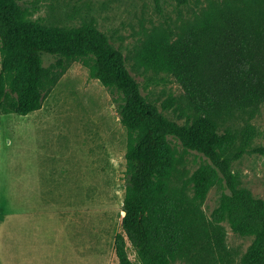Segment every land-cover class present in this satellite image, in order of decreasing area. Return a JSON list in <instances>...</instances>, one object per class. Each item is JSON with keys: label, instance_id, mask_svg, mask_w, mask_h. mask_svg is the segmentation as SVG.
I'll return each instance as SVG.
<instances>
[{"label": "rangeland", "instance_id": "rangeland-1", "mask_svg": "<svg viewBox=\"0 0 264 264\" xmlns=\"http://www.w3.org/2000/svg\"><path fill=\"white\" fill-rule=\"evenodd\" d=\"M15 1L21 22L71 27L93 19L145 98L184 123L193 109L183 89L171 74L141 62L142 46L154 34L175 37L208 10L242 0ZM3 59L0 52V71ZM43 59L42 106L26 115L0 113V264H119L114 238L121 231L128 140L117 111L121 95L90 77L86 58L45 53ZM248 123L256 135L232 169L243 187L264 198V102L218 117L220 130L238 134ZM169 141L176 151L169 189L191 197L190 176L209 160L175 136ZM223 190L212 186L199 205L207 218ZM221 225L228 264H242L252 236L234 232L227 220ZM170 264L197 263L177 257Z\"/></svg>", "mask_w": 264, "mask_h": 264}, {"label": "trees", "instance_id": "trees-1", "mask_svg": "<svg viewBox=\"0 0 264 264\" xmlns=\"http://www.w3.org/2000/svg\"><path fill=\"white\" fill-rule=\"evenodd\" d=\"M0 52L1 114L26 115L42 106L45 53L88 59L90 77L121 95L117 111L128 140L121 231L114 238L119 264H170L177 257L228 264L224 220L234 232L252 236L241 263L264 264V198L243 187L232 169L248 151L255 127L248 123L240 134L218 127L221 115L264 102V0L213 8L177 36L154 34L143 44L141 62L171 74L183 89L193 109L184 123L145 98L122 54L93 19L71 27L21 22L16 1L0 0ZM169 136L209 160L190 176L191 197L169 189L176 163ZM216 184L225 190L207 218L199 205Z\"/></svg>", "mask_w": 264, "mask_h": 264}, {"label": "crops", "instance_id": "crops-1", "mask_svg": "<svg viewBox=\"0 0 264 264\" xmlns=\"http://www.w3.org/2000/svg\"><path fill=\"white\" fill-rule=\"evenodd\" d=\"M70 259V258H69ZM60 262H62V261H60ZM69 263H70V260H69ZM68 262H67V264H69ZM63 264H66V260L64 261V263Z\"/></svg>", "mask_w": 264, "mask_h": 264}]
</instances>
